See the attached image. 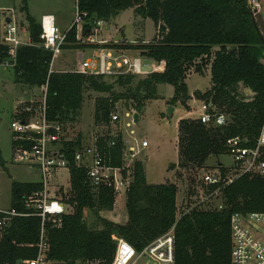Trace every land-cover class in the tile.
<instances>
[{
    "label": "trees",
    "instance_id": "obj_1",
    "mask_svg": "<svg viewBox=\"0 0 264 264\" xmlns=\"http://www.w3.org/2000/svg\"><path fill=\"white\" fill-rule=\"evenodd\" d=\"M77 6L88 14L83 25L84 36H88L87 30L95 28L96 22H108L132 9L136 17L153 21L155 37L150 43L138 40L134 45H90L78 41L73 28L66 32L62 51L133 49L157 62L164 61L166 67L164 72L139 80L134 75L96 77L55 70L50 73L53 53L43 46L41 22L29 13L28 0H24L21 12L26 14V21L20 26L27 28L30 43L16 50L5 43L0 12V64L13 62L15 55L12 67L15 83L31 89L48 84L46 104L50 122L73 124L88 92L108 95L95 100L94 113L95 123L107 128L118 102L131 101L141 112L147 102L157 99L159 85L175 88L176 96L170 102L175 105L178 94L186 91L187 74L192 70L200 75L210 72V88L205 93L196 92L195 97L211 104L228 121L222 127H209L192 118L179 121L177 166L190 173L192 182L197 183L189 190L191 204L194 199H206L189 208L179 219L177 185L149 184L141 161L126 168L120 133L102 135L99 146L109 154V164L122 168L124 177L132 179L126 191L129 221L120 225L102 218V212H112L115 208L114 190L104 187L95 194L87 170L74 162L75 153L83 147L81 138L63 142L60 147L70 162L71 190L68 198L63 199L62 189L59 191L63 195L59 191L57 195L73 211L61 217V226L50 222L45 227L50 264H111L118 239L142 251L172 227H175V264H232L231 217L264 213V178L244 175L229 185H209L203 177L213 171L206 165L210 157L228 155V139L241 136L248 140L247 146H252L264 123L263 47L247 0H77ZM108 78L115 81L109 82ZM116 85L124 91L116 92ZM245 90L252 95H246ZM110 142L115 145L109 148ZM175 168L176 164L170 166V170ZM214 171L220 172L223 178L231 174L222 164ZM200 174L201 178L196 180ZM41 189L40 182H13L10 207L24 213V198ZM87 210L97 216L99 224L88 226ZM40 231V218H16L0 243V264L34 259Z\"/></svg>",
    "mask_w": 264,
    "mask_h": 264
},
{
    "label": "built area",
    "instance_id": "obj_2",
    "mask_svg": "<svg viewBox=\"0 0 264 264\" xmlns=\"http://www.w3.org/2000/svg\"><path fill=\"white\" fill-rule=\"evenodd\" d=\"M250 12L257 16L262 15L264 0H247ZM88 17L86 12L78 9L76 2V13L71 29H76L77 40L87 44H106V41H98L95 33L103 23H95L96 29L87 30L88 36L83 35V25ZM43 33L41 38L45 49L53 53L50 73L54 71V59L61 53V46L65 43L66 33H61L52 16H45L41 20ZM4 41L16 50L21 43L17 39V26L15 21L9 24L4 22ZM123 50L97 49L92 50L89 58H82L77 66V74L85 76L119 77L134 75L147 77L153 73L164 72L166 63L164 61L144 64L140 57L130 58L125 54H119ZM13 62L7 61V68L14 67ZM47 91L48 84L41 88L39 98L31 97L19 105L15 118L11 124L13 131V162L29 168H35L41 175L42 189L33 192L24 198L25 212H19L11 207L0 208V243L6 236L16 218L37 217L41 219V231L39 242L36 245L37 256L32 260L22 261L19 264H50L48 259L49 242L46 225L52 222L61 226V217L65 215L66 204L52 188V179L55 173L61 169H69L70 162L65 154L61 152L60 145L63 142L72 141L68 137L69 128L60 123H52L47 118ZM118 117H114L117 121ZM198 119L207 126L222 127L227 124L228 117L216 113L211 104L203 102L201 114ZM95 138L93 144L83 146L74 156L75 165L87 170V177L92 191L96 194L101 188L114 190L116 198L122 190L129 188L132 179L122 174L123 169L109 164L108 156L99 146V139ZM248 140L241 136L232 137L227 140V154L233 160L231 174L225 178L220 172L205 174L204 182L209 185H229L237 178L244 175L259 176L264 178V123L258 137L252 146H247ZM114 142L108 143L113 147ZM146 146V142H144ZM134 148L125 151L124 161L126 168L128 163L134 160ZM219 190L215 192V195ZM219 209H222L220 206ZM185 214V213H184ZM182 216V215H181ZM172 227L164 236L157 239L142 251H137L124 239L117 240L116 253L111 264H140L147 259V264H175L176 240ZM232 238V264H264V213L234 214L231 217Z\"/></svg>",
    "mask_w": 264,
    "mask_h": 264
},
{
    "label": "rangeland",
    "instance_id": "obj_3",
    "mask_svg": "<svg viewBox=\"0 0 264 264\" xmlns=\"http://www.w3.org/2000/svg\"><path fill=\"white\" fill-rule=\"evenodd\" d=\"M77 0H28V11L38 19L42 16H52L56 19V25L61 33H66L71 29L76 13ZM24 0H0V9L2 17L10 18L15 21L17 30L22 22L26 21V14L21 12ZM14 13V14H13ZM35 18V19H36ZM37 20V19H36ZM260 26H264V9L262 18L257 19ZM3 20V31H5ZM37 22H39L37 20ZM9 24V23H7ZM96 29V27H95ZM94 29V30H95ZM155 25L150 19L136 17L132 9L127 10L118 17L112 18L108 22H103L95 33L98 41H106V44L134 45L140 40L144 43H150L155 37ZM125 54L130 58L140 57L144 64L156 62L151 57L143 55L137 50H124L119 54ZM92 54V50H63L54 59L53 69L59 72H76L77 66L82 58L86 59ZM264 62V59H263ZM144 76L137 77V80ZM210 72L204 75L195 73L193 70L187 74L185 92L177 96L175 105L170 102L176 96V90L173 86L162 84L157 88V99L147 102L146 107L139 112L135 104L124 100L115 105V111L111 117L109 128L95 123V100L100 97H107V94L88 92L80 110V115L69 128L68 137L74 141L81 138L82 145L93 144L96 137L116 136L120 133L125 151L134 148L135 158L128 163L132 167L135 161H141L145 167V174L149 184L160 185L166 183L176 184L178 187V213L177 218L190 211L191 207L199 204L202 200L194 199L191 204L189 190L193 185L192 176L177 166L178 156V123L183 118L198 119L201 114L203 101L196 98V92L205 93L211 86ZM114 82L115 79H107ZM31 90V92H30ZM116 92H123L120 87L115 86ZM246 95H252L249 91H244ZM41 96V89H31L24 85H17L14 81V71L12 68L4 70L0 66V208L8 209L11 205V186L13 182L19 183H37L41 182V175L35 168H29L24 165L13 162V131L11 124L15 118V102L23 97ZM173 113L170 115V108ZM139 118L135 121V115ZM118 117L117 121L114 117ZM110 130V131H109ZM146 142V146H144ZM176 164L174 170L170 166ZM222 164L225 168L232 170L233 160L229 155H223L219 158L210 157L206 163L212 171ZM212 171V173H213ZM217 171H214V173ZM130 174V173H129ZM202 174L196 176V180L201 178ZM193 177H195L193 175ZM131 178V177H130ZM71 172L69 169L58 170L52 179V188L56 191L63 190L64 198H68L71 190ZM62 190L58 192L63 195ZM67 194V195H65ZM61 197V196H60ZM127 192L117 196L115 208L112 212H102V218L108 219L120 225H125L129 221V212L127 209ZM215 204L219 202L215 201ZM190 208V209H189ZM66 205V212L71 213ZM89 227L97 225V216L90 210L85 213ZM99 224V223H98ZM101 226V225H100ZM140 264H147V259Z\"/></svg>",
    "mask_w": 264,
    "mask_h": 264
},
{
    "label": "crops",
    "instance_id": "obj_4",
    "mask_svg": "<svg viewBox=\"0 0 264 264\" xmlns=\"http://www.w3.org/2000/svg\"><path fill=\"white\" fill-rule=\"evenodd\" d=\"M28 9H29V7H28ZM2 10L0 9V12H1ZM30 13V12H29ZM14 14V13H13ZM120 15V14H119ZM7 16H10V15H6V17H4V19H3V17H2V33L4 34V32L5 31H3V20H7L8 18H7ZM46 15H44V16H42L40 19H38V18H36L39 22H41V20H42V18L43 17H45ZM34 17V16H33ZM118 17V16H117ZM26 18V17H25ZM55 19V18H54ZM55 21H56V19H55ZM5 22V21H4ZM22 23H24V22H22ZM19 32L17 33V39H18V41L21 43V45H27V44H29L30 43V39H29V35H28V32H27V28L26 27H23V26H20V28H19ZM0 66L1 67H3V69L4 70H7L8 68L4 65V64H0ZM57 72H59V71H57ZM15 81V80H14ZM15 84H17V83H15ZM18 85V84H17ZM20 85V84H19ZM27 87V86H26ZM30 92H31V90H30ZM30 98L31 97H28V96H26V98H23V97H21V98H19V100H17L16 102H15V106H14V108H15V111L17 110V108L19 107V105L21 104V103H23V102H25V101H28V100H30ZM37 183H39V182H37Z\"/></svg>",
    "mask_w": 264,
    "mask_h": 264
},
{
    "label": "water",
    "instance_id": "obj_5",
    "mask_svg": "<svg viewBox=\"0 0 264 264\" xmlns=\"http://www.w3.org/2000/svg\"><path fill=\"white\" fill-rule=\"evenodd\" d=\"M250 14H251V16H252V22H253V25H254V27H255V30H256L257 34L259 35V37H260V39H261V41H262V43H263V45H264V26H262V25L260 26V22L257 20L258 17L262 18V15H257V16H255V15H253L251 12H250ZM6 22H7V23H10V22H11V19L8 18V19L6 20ZM173 111H174V110H173V108L171 107V108H170V115H172ZM138 118H139V115L136 114V115H135V121H137Z\"/></svg>",
    "mask_w": 264,
    "mask_h": 264
},
{
    "label": "flooded vegetation",
    "instance_id": "obj_6",
    "mask_svg": "<svg viewBox=\"0 0 264 264\" xmlns=\"http://www.w3.org/2000/svg\"><path fill=\"white\" fill-rule=\"evenodd\" d=\"M261 45L263 47V59H264V45H263V43Z\"/></svg>",
    "mask_w": 264,
    "mask_h": 264
}]
</instances>
